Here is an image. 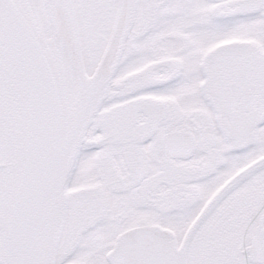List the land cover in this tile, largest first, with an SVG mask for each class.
<instances>
[{
	"label": "snow or ice",
	"instance_id": "obj_1",
	"mask_svg": "<svg viewBox=\"0 0 264 264\" xmlns=\"http://www.w3.org/2000/svg\"><path fill=\"white\" fill-rule=\"evenodd\" d=\"M0 264H264V0H0Z\"/></svg>",
	"mask_w": 264,
	"mask_h": 264
}]
</instances>
